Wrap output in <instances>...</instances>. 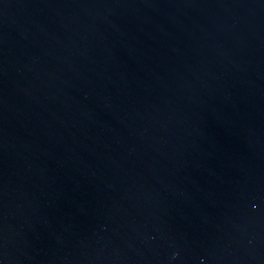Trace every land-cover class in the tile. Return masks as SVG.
<instances>
[{
	"label": "water",
	"instance_id": "obj_1",
	"mask_svg": "<svg viewBox=\"0 0 264 264\" xmlns=\"http://www.w3.org/2000/svg\"><path fill=\"white\" fill-rule=\"evenodd\" d=\"M0 264H264V0H0Z\"/></svg>",
	"mask_w": 264,
	"mask_h": 264
}]
</instances>
